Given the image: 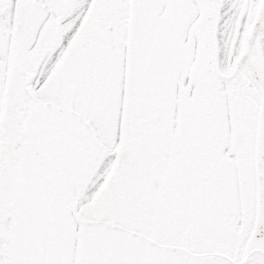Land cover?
I'll return each mask as SVG.
<instances>
[{
  "label": "snow or ice",
  "instance_id": "6c2138e0",
  "mask_svg": "<svg viewBox=\"0 0 264 264\" xmlns=\"http://www.w3.org/2000/svg\"><path fill=\"white\" fill-rule=\"evenodd\" d=\"M0 264H264V0H0Z\"/></svg>",
  "mask_w": 264,
  "mask_h": 264
}]
</instances>
